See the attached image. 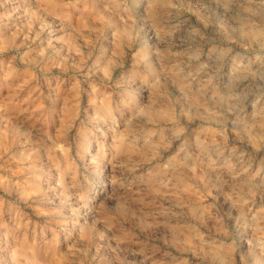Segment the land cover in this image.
Listing matches in <instances>:
<instances>
[{"label": "rangeland", "instance_id": "1", "mask_svg": "<svg viewBox=\"0 0 264 264\" xmlns=\"http://www.w3.org/2000/svg\"><path fill=\"white\" fill-rule=\"evenodd\" d=\"M0 264H264V0H0Z\"/></svg>", "mask_w": 264, "mask_h": 264}]
</instances>
